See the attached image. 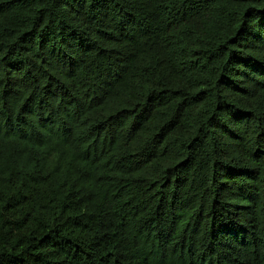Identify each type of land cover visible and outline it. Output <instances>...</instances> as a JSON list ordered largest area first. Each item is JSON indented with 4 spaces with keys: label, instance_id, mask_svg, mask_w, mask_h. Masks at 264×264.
<instances>
[{
    "label": "trees",
    "instance_id": "trees-1",
    "mask_svg": "<svg viewBox=\"0 0 264 264\" xmlns=\"http://www.w3.org/2000/svg\"><path fill=\"white\" fill-rule=\"evenodd\" d=\"M0 264H264V0H0Z\"/></svg>",
    "mask_w": 264,
    "mask_h": 264
}]
</instances>
